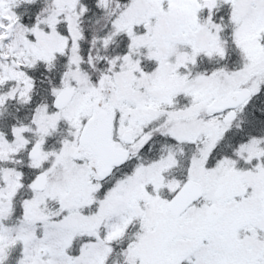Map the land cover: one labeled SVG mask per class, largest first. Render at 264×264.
I'll list each match as a JSON object with an SVG mask.
<instances>
[{"label": "snow or ice", "instance_id": "6c2138e0", "mask_svg": "<svg viewBox=\"0 0 264 264\" xmlns=\"http://www.w3.org/2000/svg\"><path fill=\"white\" fill-rule=\"evenodd\" d=\"M0 264H264V0H0Z\"/></svg>", "mask_w": 264, "mask_h": 264}]
</instances>
